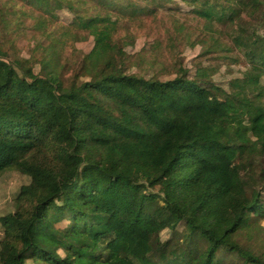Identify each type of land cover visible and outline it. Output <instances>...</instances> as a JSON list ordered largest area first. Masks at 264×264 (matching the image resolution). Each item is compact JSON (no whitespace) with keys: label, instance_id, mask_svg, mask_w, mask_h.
Listing matches in <instances>:
<instances>
[{"label":"trees","instance_id":"obj_1","mask_svg":"<svg viewBox=\"0 0 264 264\" xmlns=\"http://www.w3.org/2000/svg\"><path fill=\"white\" fill-rule=\"evenodd\" d=\"M10 1L24 9L13 31L0 13V175L42 149L62 168L0 217V264H264V0H186L183 14L163 0ZM150 9L204 47L206 65L127 71L120 31ZM28 18L36 43L21 57L11 36ZM57 45L76 59L37 75L34 52ZM236 54L248 71L213 79Z\"/></svg>","mask_w":264,"mask_h":264},{"label":"rangeland","instance_id":"obj_2","mask_svg":"<svg viewBox=\"0 0 264 264\" xmlns=\"http://www.w3.org/2000/svg\"><path fill=\"white\" fill-rule=\"evenodd\" d=\"M218 1L223 2V0ZM163 2L173 7L172 12H174V9L177 7V10L182 14L190 9V3L186 0H163ZM125 3L126 0H121L120 4ZM39 7L40 11L49 12L45 5L41 4ZM23 9L24 7L21 1L13 2L10 0H0V13L7 11L6 16L10 22V27H12L11 31H13L16 21L23 20V17H21L19 13ZM39 10L37 9L35 12ZM182 14H176L177 19L181 20L183 17ZM170 20H172V16L164 9H150L148 15L141 20L140 23H142V25L134 23L128 27H124L120 31V34L125 36L124 40L126 43L129 44V46L126 47V51L131 54L130 61L126 65L127 71L159 76L160 78L166 79L173 75L171 74L172 72L180 68L186 67L190 73L194 70L193 67L195 68L196 65H206V62L200 58V54L204 50V47H200L199 45L189 47L187 45V40H184L181 34L174 32L169 23ZM30 22H32L31 18L24 19L22 24L23 28H20L16 34L11 36L13 44L15 45L14 50L21 57L30 56L31 49L36 43L33 38L34 32L29 28ZM188 22L195 26V24L198 23V19L189 17ZM35 37L40 42L42 41L44 45L49 43L48 41L44 42L42 40L44 36L40 37L36 33ZM159 39H161L162 42L157 49L146 48L148 40L150 43L155 40L158 41ZM260 42L263 49L260 56L264 57V37L261 38ZM91 44L92 40L88 39L79 43L77 46L81 51L87 52ZM38 49L41 50V47ZM48 54H50V56H48ZM61 54L71 57L72 61L76 59L75 52L63 48L62 45H57L53 48H45L39 51L37 56L36 52H34V56L36 57H32L35 60L34 72L42 76L49 70H53L57 73L64 72L66 67L64 61L60 58ZM4 63L7 65L6 61ZM170 65H173L174 70L172 72H167L169 69L168 66ZM247 71L248 67L246 60L236 54L234 55L232 64L228 67L222 66L220 75L214 76L213 79H216L217 82H223L233 75L245 74ZM259 93L264 98V88L261 89ZM263 98H258V100H254L253 103L250 104L248 110L251 114H254L256 108L260 109ZM221 133L227 137L229 141L235 142L234 128L222 127ZM61 168V164L53 160L48 151L42 149L2 173L0 175V217L15 210L16 197H18L23 188L36 185L41 173L56 174ZM262 195L264 197V192H262ZM166 218L169 221L171 220L170 215H166ZM65 223H68V221H63L59 225L64 226ZM182 227L183 222H180L178 228L181 230ZM162 235L166 236L167 232H162ZM2 236L3 228L0 224V240ZM262 258L264 260V254ZM77 264H83V262L78 261Z\"/></svg>","mask_w":264,"mask_h":264}]
</instances>
